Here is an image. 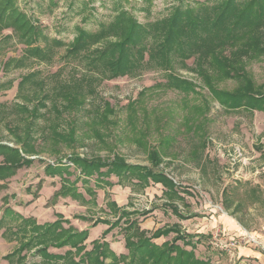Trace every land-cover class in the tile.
<instances>
[{
    "label": "rangeland",
    "instance_id": "obj_1",
    "mask_svg": "<svg viewBox=\"0 0 264 264\" xmlns=\"http://www.w3.org/2000/svg\"><path fill=\"white\" fill-rule=\"evenodd\" d=\"M224 3L13 0L0 25V220H21L0 225V264H86L68 232L123 258L103 264H153L170 245L185 262L264 264V113L228 110L209 90L242 85L224 75L230 57L264 93V55L252 39L159 49L170 16L197 22ZM26 220L56 225L27 242L15 228ZM141 241L152 260L132 255Z\"/></svg>",
    "mask_w": 264,
    "mask_h": 264
},
{
    "label": "trees",
    "instance_id": "obj_2",
    "mask_svg": "<svg viewBox=\"0 0 264 264\" xmlns=\"http://www.w3.org/2000/svg\"><path fill=\"white\" fill-rule=\"evenodd\" d=\"M12 6L13 0H0V25L3 24L5 27H9V14L14 12V8H12ZM215 10H220L218 14H215V16H209L206 18L201 16L197 22H195V17H192V19L189 20L190 23L187 24L182 22L183 15L178 17V12L172 17L170 16L167 20V28L165 29L163 41L160 44L159 49L161 50L165 47V51H167L168 54L170 51L171 54H174L176 51H181L183 55L186 56L187 51L185 52L183 48L187 49L188 46L192 47L195 42L201 39L202 42L208 41L207 45L210 47V44L214 43L215 48H212V50L220 48L221 50H219L221 53L223 52L222 49L226 47H234L237 43L242 46L244 45V42H249L252 39V43L256 45L255 49L252 45L248 47L249 52L255 50L256 54L264 55V46L262 47L264 38V31L262 30L264 28V0H225L224 6H218L214 8V11ZM130 41H132V37L128 35L127 39L119 44L118 47L126 46L130 43ZM216 43H219L220 47L217 46ZM122 54V51H120V55ZM253 56L255 57V54ZM220 58L224 61L222 67L224 69L223 71L225 77L227 79L240 81L242 85L232 92L217 91L211 86V89L209 88L211 94L215 96L216 99L219 100V103L228 110L244 109L249 112L257 111L264 113V93L261 88L256 87L249 78L248 73L245 71L244 62L241 60H234L235 62H232L231 59H229L230 57ZM123 62L124 61H122L121 58L119 60V66H121ZM73 164H76L80 169L82 168L81 171H85V169L95 170V168H97L95 163H85L80 160H74ZM84 166L86 168H84ZM7 217L14 219V221L16 219L21 220V217L13 211L4 210L3 216L0 220V225L4 224V220H6ZM24 222L26 223H24L23 227L20 225L15 226V228H17L16 232L21 234L20 237L23 239H26L27 235L31 234L32 237L30 236L26 239L27 242L34 236L38 235V232H41L43 228H45L46 231L47 229L52 230L56 225H44L42 227L34 224L30 220H26ZM46 231H44V235H46ZM65 232L66 231L63 232L62 230H59V233L53 234V240L57 241L59 236L65 234ZM68 236H70V239L80 240L78 244L73 246L75 252H78L73 253L79 257L78 262L85 259L86 264H103L102 262L108 257L113 258V260H116V258H121V260L123 259L122 256L116 257L112 251L107 249L108 246L105 242H102L99 246H96L94 243L95 246L90 252L85 251V246H83L82 243L85 242L87 235L84 232H68L65 240L69 238ZM70 239H68L67 242H69ZM150 244L151 243L142 241L140 243H136L132 255H136V253L141 254L144 251L147 256L146 262L148 260H152L154 258L153 254L156 253L157 248ZM171 251H173V248H171L170 245L167 250L159 252L153 264H206L198 260L185 262L184 252H181L178 258L173 259L170 256Z\"/></svg>",
    "mask_w": 264,
    "mask_h": 264
},
{
    "label": "crops",
    "instance_id": "obj_3",
    "mask_svg": "<svg viewBox=\"0 0 264 264\" xmlns=\"http://www.w3.org/2000/svg\"><path fill=\"white\" fill-rule=\"evenodd\" d=\"M261 152H262V151H261ZM260 157H264V151L260 154ZM261 171H262V173H264V161H263V163H262ZM231 227L234 228L232 225H231ZM260 239L264 241V235H263V238L260 237ZM242 254H248V256H250V255L255 256V255H257L258 253H257V252H254V251H252V250H250V249H248V250L242 252Z\"/></svg>",
    "mask_w": 264,
    "mask_h": 264
},
{
    "label": "built area",
    "instance_id": "obj_4",
    "mask_svg": "<svg viewBox=\"0 0 264 264\" xmlns=\"http://www.w3.org/2000/svg\"><path fill=\"white\" fill-rule=\"evenodd\" d=\"M249 239H250V238H249ZM249 242H251V243H253V244H257L256 241H254L253 239H250Z\"/></svg>",
    "mask_w": 264,
    "mask_h": 264
}]
</instances>
